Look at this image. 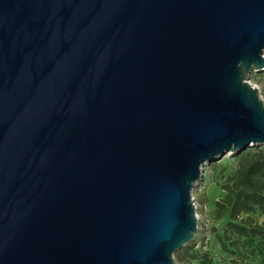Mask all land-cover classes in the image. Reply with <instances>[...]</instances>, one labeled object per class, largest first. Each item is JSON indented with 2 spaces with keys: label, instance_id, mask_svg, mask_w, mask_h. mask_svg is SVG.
I'll use <instances>...</instances> for the list:
<instances>
[{
  "label": "water",
  "instance_id": "obj_1",
  "mask_svg": "<svg viewBox=\"0 0 264 264\" xmlns=\"http://www.w3.org/2000/svg\"><path fill=\"white\" fill-rule=\"evenodd\" d=\"M253 72L264 0H0V264H177Z\"/></svg>",
  "mask_w": 264,
  "mask_h": 264
},
{
  "label": "trees",
  "instance_id": "obj_2",
  "mask_svg": "<svg viewBox=\"0 0 264 264\" xmlns=\"http://www.w3.org/2000/svg\"><path fill=\"white\" fill-rule=\"evenodd\" d=\"M232 157V169L223 176L225 197L217 204L216 212L218 220L228 219L226 229L218 236L221 249L229 255V264H247L254 256L264 264V221L259 222L264 217V147L255 146ZM212 167L216 172L222 166ZM200 235L199 241L193 240L176 255L179 264L195 260L213 264L211 255L200 248L207 243L204 229Z\"/></svg>",
  "mask_w": 264,
  "mask_h": 264
},
{
  "label": "rangeland",
  "instance_id": "obj_3",
  "mask_svg": "<svg viewBox=\"0 0 264 264\" xmlns=\"http://www.w3.org/2000/svg\"><path fill=\"white\" fill-rule=\"evenodd\" d=\"M250 83L259 89L261 96L264 99V72H253L250 76ZM233 161L234 159L232 155H227L222 160L214 163L222 166L220 168L221 170L216 172L213 170V164L207 166L204 178L197 184L193 191V196L197 203V213L200 225L194 241L200 240L198 237H202L200 234L201 230L204 229L208 244H202L200 245V248L202 247L204 252H208L211 255L213 264H229V255L222 251L218 238L219 235H222L223 230L226 229L228 219L223 218L218 220L216 218V212L217 204L223 201L225 197V192L222 189L224 183L223 176L229 174L233 166ZM263 221L264 217L259 220L260 223ZM177 264L179 263L177 262ZM192 264H200V262L195 260ZM247 264L262 263L259 257L254 256L251 258L249 257Z\"/></svg>",
  "mask_w": 264,
  "mask_h": 264
}]
</instances>
